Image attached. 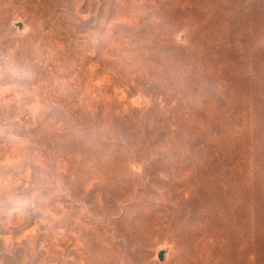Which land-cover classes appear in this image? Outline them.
Here are the masks:
<instances>
[{"label":"rangeland","instance_id":"rangeland-1","mask_svg":"<svg viewBox=\"0 0 264 264\" xmlns=\"http://www.w3.org/2000/svg\"><path fill=\"white\" fill-rule=\"evenodd\" d=\"M0 264H264V0H0Z\"/></svg>","mask_w":264,"mask_h":264},{"label":"water","instance_id":"water-1","mask_svg":"<svg viewBox=\"0 0 264 264\" xmlns=\"http://www.w3.org/2000/svg\"><path fill=\"white\" fill-rule=\"evenodd\" d=\"M159 258H160V260H162V259H163V255H162V254H160Z\"/></svg>","mask_w":264,"mask_h":264}]
</instances>
